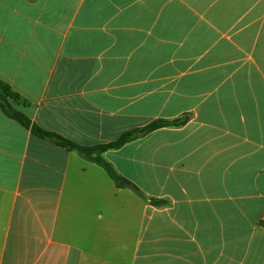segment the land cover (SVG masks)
<instances>
[{
    "label": "crops",
    "instance_id": "0c3cea01",
    "mask_svg": "<svg viewBox=\"0 0 264 264\" xmlns=\"http://www.w3.org/2000/svg\"><path fill=\"white\" fill-rule=\"evenodd\" d=\"M0 81L82 147L185 118L111 179L0 109V264H264V0H0Z\"/></svg>",
    "mask_w": 264,
    "mask_h": 264
},
{
    "label": "trees",
    "instance_id": "16d2710c",
    "mask_svg": "<svg viewBox=\"0 0 264 264\" xmlns=\"http://www.w3.org/2000/svg\"><path fill=\"white\" fill-rule=\"evenodd\" d=\"M8 100L19 102L20 98L16 93H14L10 89L7 84L0 81V109L7 117L15 120L23 127L29 129L31 134L37 138L48 140L59 147L76 151L83 158L95 163L100 168H102L111 179H116L117 176L111 165L102 158L101 154L104 151L119 148L131 139L136 138L152 130H155L157 128L163 126H178L183 124L185 121V118L174 120L156 119L142 128L123 133L118 139L113 142L94 147H82L74 144L69 140L63 139L54 133L45 131L36 126L35 124L31 123L30 120L23 113L13 109L9 104ZM22 103H24V101H22ZM134 191H137V189L134 188Z\"/></svg>",
    "mask_w": 264,
    "mask_h": 264
}]
</instances>
